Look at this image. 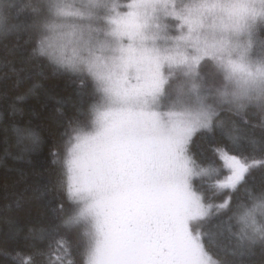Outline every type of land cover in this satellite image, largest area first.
Masks as SVG:
<instances>
[{
  "label": "clouds",
  "instance_id": "clouds-1",
  "mask_svg": "<svg viewBox=\"0 0 264 264\" xmlns=\"http://www.w3.org/2000/svg\"><path fill=\"white\" fill-rule=\"evenodd\" d=\"M60 4L83 15H58ZM7 5L0 0V38L11 31ZM34 7L42 14L36 53L44 41L52 64L91 82V115L154 114L142 131L159 146L191 126L188 146L225 116L264 123V0H36ZM100 8L108 13L103 26ZM141 84L139 95L126 92Z\"/></svg>",
  "mask_w": 264,
  "mask_h": 264
},
{
  "label": "trees",
  "instance_id": "trees-1",
  "mask_svg": "<svg viewBox=\"0 0 264 264\" xmlns=\"http://www.w3.org/2000/svg\"><path fill=\"white\" fill-rule=\"evenodd\" d=\"M35 4L36 0H8L11 31L0 38V264H21L22 259L49 264L58 254L55 241L61 237L69 242L70 258L83 264L76 247L83 226L66 224L75 204L68 199L60 160L71 127L89 123L95 94L90 81L36 53V24L42 14ZM222 122L223 127L214 123L211 131L193 137L190 155L198 166L218 163L224 171L213 151L217 145H227L230 154L264 160V123L258 117L249 116L245 122L225 116ZM230 136L238 138L236 153ZM192 184L213 204L231 197L230 210H213L201 222L200 230L207 234L203 243L213 258L224 264H264L259 243L250 255H231L239 242L238 213L252 208L264 193V167L258 164L246 182L228 194L214 195L201 178ZM256 217L264 224L259 211Z\"/></svg>",
  "mask_w": 264,
  "mask_h": 264
},
{
  "label": "snow or ice",
  "instance_id": "snow-or-ice-1",
  "mask_svg": "<svg viewBox=\"0 0 264 264\" xmlns=\"http://www.w3.org/2000/svg\"><path fill=\"white\" fill-rule=\"evenodd\" d=\"M111 7L115 10L116 4ZM56 10L61 16L83 15L63 4ZM38 51L46 53L44 41ZM145 87L131 86L126 92L139 95ZM149 123L155 124L154 114L126 110L91 115L89 123L68 133L66 191L76 208L66 224L83 226L76 242L83 264H224L206 250L207 234L200 229L213 210L231 209V197L219 204L206 201L194 189L193 177L206 180L214 195L228 194L246 182L254 167H264V160L230 154L227 145H217L213 151L224 171L215 163L200 167L187 155L191 126L159 146L142 131ZM229 138L232 153L238 152V138ZM257 211L264 216V193L252 208L238 213L239 242L231 255H250L257 243L264 252V224L257 223ZM55 243L58 254L49 264H75L69 242L61 237Z\"/></svg>",
  "mask_w": 264,
  "mask_h": 264
},
{
  "label": "rangeland",
  "instance_id": "rangeland-1",
  "mask_svg": "<svg viewBox=\"0 0 264 264\" xmlns=\"http://www.w3.org/2000/svg\"><path fill=\"white\" fill-rule=\"evenodd\" d=\"M97 17H99V19L97 20V23L99 24V25H101V26H103V24H104V20H103V17L105 16V15H107L108 13L105 11V9L104 8H100V9H98L97 10ZM69 72V71H68ZM201 72H204V73H206V72H208V69L206 68V67H202L201 68ZM90 122V121H89ZM86 124V123H85ZM83 125V124H82ZM193 139V138H192ZM191 142H192V140H191ZM191 142L189 143V145L187 146V155L191 158V160H193L192 159V157H191V155H190V145H191ZM65 156H66V154H65ZM65 156L63 157V158H61V165L63 166V170H64V174H65V167H64V160H65ZM194 161V160H193ZM195 162V161H194ZM195 164L197 165V163L195 162ZM65 178H66V175H65ZM198 179V178H200V177H193V180H192V183H193V181L195 180V179ZM75 208H76V205H75ZM75 212V210L73 211V213Z\"/></svg>",
  "mask_w": 264,
  "mask_h": 264
},
{
  "label": "bare ground",
  "instance_id": "bare-ground-1",
  "mask_svg": "<svg viewBox=\"0 0 264 264\" xmlns=\"http://www.w3.org/2000/svg\"><path fill=\"white\" fill-rule=\"evenodd\" d=\"M216 164H218V163H216ZM197 179V178H196ZM199 181V180H198ZM257 218V217H256ZM262 218V217H261ZM259 220V219H258ZM238 222H239V220H238ZM262 222V221H261ZM259 224V223H258Z\"/></svg>",
  "mask_w": 264,
  "mask_h": 264
}]
</instances>
